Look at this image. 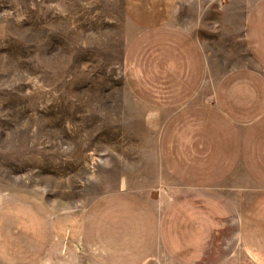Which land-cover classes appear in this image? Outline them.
I'll list each match as a JSON object with an SVG mask.
<instances>
[{
	"label": "rangeland",
	"instance_id": "374dc122",
	"mask_svg": "<svg viewBox=\"0 0 264 264\" xmlns=\"http://www.w3.org/2000/svg\"><path fill=\"white\" fill-rule=\"evenodd\" d=\"M254 1L0 0V197L82 212L119 192L155 205L179 192L159 153L172 112L132 91L127 47L149 19L187 29L205 60L191 101L212 105L246 79L264 86L244 34ZM143 264L171 263L157 252Z\"/></svg>",
	"mask_w": 264,
	"mask_h": 264
},
{
	"label": "crops",
	"instance_id": "0c3cea01",
	"mask_svg": "<svg viewBox=\"0 0 264 264\" xmlns=\"http://www.w3.org/2000/svg\"><path fill=\"white\" fill-rule=\"evenodd\" d=\"M143 23L124 73L143 102L172 112L159 153L180 191L158 205L119 192L82 212L0 197V264H79L82 255L94 264H143L157 252L171 264H264L261 80L221 89L212 105L193 103L205 72L199 44L169 17ZM244 34L264 70V0L249 8Z\"/></svg>",
	"mask_w": 264,
	"mask_h": 264
}]
</instances>
